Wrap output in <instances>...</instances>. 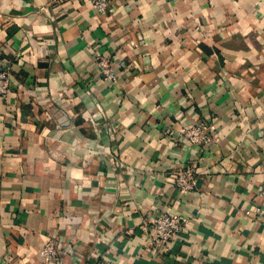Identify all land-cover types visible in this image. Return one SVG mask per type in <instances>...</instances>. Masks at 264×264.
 Returning <instances> with one entry per match:
<instances>
[{
	"label": "crops",
	"instance_id": "0c3cea01",
	"mask_svg": "<svg viewBox=\"0 0 264 264\" xmlns=\"http://www.w3.org/2000/svg\"><path fill=\"white\" fill-rule=\"evenodd\" d=\"M113 2L0 0V264H264V0ZM161 209L186 217L163 250Z\"/></svg>",
	"mask_w": 264,
	"mask_h": 264
},
{
	"label": "built area",
	"instance_id": "2783aa9c",
	"mask_svg": "<svg viewBox=\"0 0 264 264\" xmlns=\"http://www.w3.org/2000/svg\"><path fill=\"white\" fill-rule=\"evenodd\" d=\"M91 4L103 15L112 11L114 8L113 0H91ZM93 55L100 75L115 83L117 80L115 57L102 54L100 51H96ZM10 77L7 69H0V93L7 92ZM177 134L179 138L188 141L189 145L194 147V149L202 147L209 141L219 139L214 123L206 119H198L192 125L181 127ZM192 152L194 153V151ZM196 173L194 165L190 163L184 166H178L172 172V182L179 191H190L194 188ZM260 193H264V186L260 188ZM185 224L186 217L177 212L169 211L168 209H161L145 223L146 235L155 249L163 250L169 247L172 241L179 237L181 232L185 231ZM60 251L59 245L54 242H47L43 250L45 261L57 260ZM94 264H111V262L104 261Z\"/></svg>",
	"mask_w": 264,
	"mask_h": 264
}]
</instances>
